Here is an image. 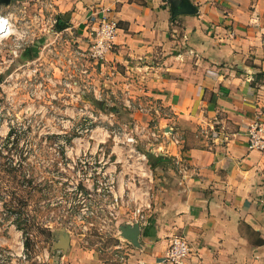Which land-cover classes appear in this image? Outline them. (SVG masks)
<instances>
[{"label":"crops","instance_id":"obj_1","mask_svg":"<svg viewBox=\"0 0 264 264\" xmlns=\"http://www.w3.org/2000/svg\"><path fill=\"white\" fill-rule=\"evenodd\" d=\"M27 1L0 0V14L18 23V3ZM43 2L57 11L53 26L67 50L90 46L93 18L106 9L119 29L105 62L92 67L93 83L109 96H126V106L129 98L153 104L159 115L129 107L134 124L172 127L182 139L179 145L162 139L155 147L163 149L159 153L142 145L163 160L153 166L149 157L153 179H145L141 198L150 192L152 207L139 245L121 233L115 250L103 255L69 237L56 246L55 264H167L177 234L191 246L184 264H264V152L249 147L247 133L257 114H264V0ZM48 37L34 33L27 39L25 58L42 53ZM113 154L112 164L121 163L122 147ZM175 156L189 163L187 178ZM127 174L120 171L117 184L125 197ZM131 205L123 209L129 215L123 225L130 224ZM6 227L10 237L4 240L17 252L22 232L11 221Z\"/></svg>","mask_w":264,"mask_h":264},{"label":"rangeland","instance_id":"obj_2","mask_svg":"<svg viewBox=\"0 0 264 264\" xmlns=\"http://www.w3.org/2000/svg\"><path fill=\"white\" fill-rule=\"evenodd\" d=\"M18 4L16 34L24 41L34 33L49 39L35 59L19 49L17 63L11 61L13 38L0 42V84L5 85L0 88L5 118L0 127V251L12 250L4 240L10 237L6 226L19 217L28 233L17 228L23 245L15 249L13 264H55L56 246L69 237L106 255L119 244L117 236L129 218L126 204L110 206L113 194L106 179L110 172L130 173L122 164L131 147L123 134L134 126L132 111L121 93L113 95L112 104L107 88H100L98 97L89 83L75 85L78 67L65 60L68 46L52 26L53 6L43 0ZM117 146L124 156L112 164Z\"/></svg>","mask_w":264,"mask_h":264},{"label":"built area","instance_id":"obj_3","mask_svg":"<svg viewBox=\"0 0 264 264\" xmlns=\"http://www.w3.org/2000/svg\"><path fill=\"white\" fill-rule=\"evenodd\" d=\"M0 17L8 18L9 24L13 28V32L11 34L0 40L2 41L6 38L12 37L15 41V49L12 50L15 56L14 59H11V61L14 63L15 57L19 53V49H23V45L25 43L23 37L25 38V36L23 34H21V36L16 34L17 29H19L20 26L16 21H13L11 14H0ZM93 19L95 24H93V39L90 43V46L88 48L78 47L75 49H69L64 54V57L68 63L78 67V69H76L78 72V80L75 81V85H84L85 87H87L85 84L89 83L90 88L93 89L94 93L98 94L99 97V95L102 94H100L101 92L100 89L97 88V85L93 83L95 73L92 67H95L97 64H103L105 62L108 53L111 52V49H113L114 47V41L118 33L119 25L117 20L109 17L106 9H103L102 14L96 15ZM54 23L55 20L53 24ZM89 62H91L90 65L88 64ZM67 85L69 84L67 83ZM0 88L4 90L5 85L1 83ZM1 94L2 93H0V99H2ZM128 106L130 108H137L140 112L143 113L155 115H159L160 113V109L156 108L153 104H133L130 98L128 99ZM4 123V106H2V102L0 101V127L4 125ZM247 133L249 138V147L252 149H259L264 152L263 113H258L256 118L250 122ZM123 135V142H126L131 146L129 148V151L126 152V160L130 169V173L127 174V180L125 182L127 188L126 197L125 195H121L120 192H118V174L110 172L106 179V187L108 188V191L113 194V200L111 201L110 206L115 208L123 204H132L130 224L138 223L140 226H142L147 223V212L151 209L152 203L150 199V192L145 193L147 195L146 199L141 198L144 194V192L141 191V188H143V186L145 185L146 178H149L151 180L153 179V171L150 165L149 154L147 150L139 149L138 145L142 146L145 142L150 147V150L153 151V153H159L163 152V149H161V147L159 146L157 148L155 147L162 141V139L169 137L170 140L177 145L182 143V139L181 136H179L172 127L168 131H161L157 124H151L147 127L134 124L132 128H130L129 130H125ZM174 163L183 173L182 176H184V178H187L188 170L190 167L187 160L182 156H175ZM190 251L191 246L189 241L183 235H174L171 238L168 249L166 251L165 262L167 264H184V261L187 260ZM16 255L17 252H15L13 249L1 250L0 264H8L9 260L12 261L13 257Z\"/></svg>","mask_w":264,"mask_h":264},{"label":"water","instance_id":"obj_4","mask_svg":"<svg viewBox=\"0 0 264 264\" xmlns=\"http://www.w3.org/2000/svg\"><path fill=\"white\" fill-rule=\"evenodd\" d=\"M141 232V226L138 223L125 224L121 227L122 235L133 242L135 245H139V235Z\"/></svg>","mask_w":264,"mask_h":264},{"label":"trees","instance_id":"obj_5","mask_svg":"<svg viewBox=\"0 0 264 264\" xmlns=\"http://www.w3.org/2000/svg\"><path fill=\"white\" fill-rule=\"evenodd\" d=\"M13 132V129H11V131H10V134ZM10 142V140L9 139H7V142L5 143V144H8ZM149 157H150V160L152 161V165L153 166H155L156 165V163H158V161H162L163 160V158H161V157H155L154 155H152V154H150L149 155ZM17 213V212H16ZM20 217H21V215H20ZM17 218V217H16ZM16 221H15V224H16V226H17V228H19L20 230H22L23 231V233H24V235H27V231L24 229V227H23V222H20L21 220H20V218L18 217L17 219H15ZM31 240H30V238H26L25 239V241H24V244H25V246H26V248H29V246H30V244H31V242H30Z\"/></svg>","mask_w":264,"mask_h":264},{"label":"clouds","instance_id":"obj_6","mask_svg":"<svg viewBox=\"0 0 264 264\" xmlns=\"http://www.w3.org/2000/svg\"><path fill=\"white\" fill-rule=\"evenodd\" d=\"M12 32L13 28L9 24V19L5 17H0V39H3Z\"/></svg>","mask_w":264,"mask_h":264}]
</instances>
